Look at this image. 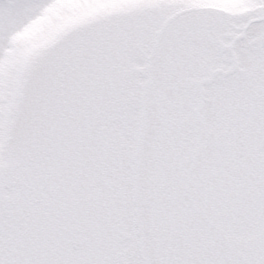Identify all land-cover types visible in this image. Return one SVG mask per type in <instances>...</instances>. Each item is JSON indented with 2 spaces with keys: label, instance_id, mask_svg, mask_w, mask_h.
Returning <instances> with one entry per match:
<instances>
[{
  "label": "snow or ice",
  "instance_id": "obj_1",
  "mask_svg": "<svg viewBox=\"0 0 264 264\" xmlns=\"http://www.w3.org/2000/svg\"><path fill=\"white\" fill-rule=\"evenodd\" d=\"M0 264H264V0H0Z\"/></svg>",
  "mask_w": 264,
  "mask_h": 264
}]
</instances>
